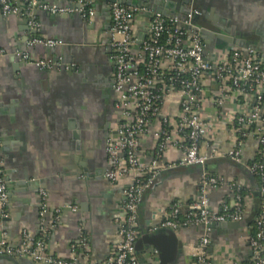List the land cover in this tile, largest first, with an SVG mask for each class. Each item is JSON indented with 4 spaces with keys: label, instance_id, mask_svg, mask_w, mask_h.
Masks as SVG:
<instances>
[{
    "label": "crops",
    "instance_id": "obj_1",
    "mask_svg": "<svg viewBox=\"0 0 264 264\" xmlns=\"http://www.w3.org/2000/svg\"><path fill=\"white\" fill-rule=\"evenodd\" d=\"M68 1L59 0L58 4L66 5ZM171 1L176 5L184 2ZM94 2L95 15L91 20L51 16L35 10L32 16L40 24L38 32L30 29L27 12L24 16L0 17V50L5 52L0 57V159L8 190L7 217H0V237L17 246L22 230L33 236L46 230V252L67 258L82 231L87 244L81 249V256L99 262L114 253L118 242L116 220L122 216L124 184L111 185L103 177L105 143L116 125L108 33L111 17L107 0ZM193 6L201 12L196 25H219L218 21L223 20L244 38L259 42L264 52V0H193ZM20 8L23 11L22 5ZM137 33H146L141 18ZM35 35L61 40L63 45L52 53L41 47L28 50L26 43ZM21 52H27L32 59L51 57L75 68L71 72L62 68L41 71L16 57ZM205 56L213 61L214 49L207 47ZM214 86L210 85V92L217 89ZM209 94L205 96L203 116L214 121L210 145L216 151L227 152L239 143L242 162L217 158L207 163L206 171L209 175L222 176L227 183L237 181L245 193L252 194L247 205L249 215L254 194L259 193V181L246 165L257 157L259 125L239 130L227 116L248 110L249 106L241 100H228L216 106ZM164 112L175 113V106L168 102ZM153 146L151 138L141 142L144 166L151 161ZM180 156L179 150L170 148L163 161L175 163ZM200 175L198 166L176 167L156 174L153 186L145 192L139 206V238L150 233L173 203L180 205L183 214L187 212L197 199ZM227 183L210 192L212 208L223 204L233 207ZM41 190L48 193L51 208L75 206L77 211L64 210L58 223L50 226V218L42 219L39 214ZM252 229L253 224L242 230L209 229L208 253L213 264H250L248 238ZM202 234L201 227L176 232L182 243L176 264H193ZM148 253L136 252L139 264L141 260L149 261ZM0 264L15 263L0 259Z\"/></svg>",
    "mask_w": 264,
    "mask_h": 264
},
{
    "label": "built area",
    "instance_id": "obj_2",
    "mask_svg": "<svg viewBox=\"0 0 264 264\" xmlns=\"http://www.w3.org/2000/svg\"><path fill=\"white\" fill-rule=\"evenodd\" d=\"M0 0V17L25 16L31 30L38 32L40 24L32 16L39 9L51 16H78L91 20L95 15L94 0H69L59 5V0ZM23 6V11L20 8ZM181 21L177 17L164 16L144 7H131L118 2L109 3L111 26L109 51L113 62L112 92L116 125L105 143L106 168L104 179L111 185L123 182L122 216L116 220L118 242L114 253L102 261L89 260L83 253L87 238L80 231L77 244L71 246L66 258L46 252V230L33 236L22 230L17 246L0 237V258L27 260L34 264H139L135 244L139 238L138 211L143 196L154 183L161 170L176 167L198 166L201 175L197 199L188 206L182 216L181 207L173 203L163 213L150 233L159 230L176 232L201 227L203 234L196 246L193 264H213L208 248L212 223L241 222L248 215L247 205L252 194L243 192L237 181L226 182L222 176L209 175L206 165L210 160L227 158L242 162L239 143L227 152H219L210 145L212 119L203 116L205 96L210 85L217 89L212 94L213 104L222 106L228 100L249 106L239 114L229 117L238 129L258 124L256 159L246 165L249 173L259 181L260 208L253 222V233L248 238L251 250L250 264H264V57L254 49L228 48L217 58L208 61L205 45L195 19L201 12L193 5ZM139 18L146 24V35L138 44L137 23ZM58 39L32 36L26 43L28 50L41 47L50 50L62 46ZM5 52L0 50V57ZM21 61L41 71H70L75 68L53 60L51 57L32 59L27 52L16 53ZM171 102L175 113H165V105ZM243 134V133H242ZM153 139V154L148 166L141 162V142ZM205 147V150L202 149ZM175 148L181 156L175 163L163 161L166 151ZM231 190L233 207L223 204L220 208L210 206L209 194L226 185ZM39 214L47 216L49 225L55 226L64 210L75 213V206L51 208L48 193H38ZM8 190L2 173L0 159V217H7ZM81 249H83L81 251ZM156 255L155 250H150ZM81 256V257H80ZM233 264H239L237 262Z\"/></svg>",
    "mask_w": 264,
    "mask_h": 264
},
{
    "label": "water",
    "instance_id": "obj_3",
    "mask_svg": "<svg viewBox=\"0 0 264 264\" xmlns=\"http://www.w3.org/2000/svg\"><path fill=\"white\" fill-rule=\"evenodd\" d=\"M107 2H118L131 7H144L148 11L160 13L164 16L177 17L181 21L184 19V15L187 12L185 7L193 5V0H184L182 5H176V3L171 0H107ZM202 16L205 17V14L203 13ZM218 23L219 25L216 23H211L210 26L197 25L196 29L203 40L205 49L207 47H212L215 51L216 58L218 54L225 49H245L246 47L256 50L264 57V52L260 49L261 44L259 42L244 38L243 35L233 28V25L227 24L223 20H219ZM145 34L146 33H141L138 35V44L142 43ZM250 35L251 34L249 33L247 34L249 37ZM54 50L55 48L50 49L49 52L52 53ZM215 88L216 85L214 86V89ZM209 93L210 92L206 93L207 97L210 95ZM254 197L251 212L244 220L235 223H212L208 228L211 230L219 228L226 231H232L250 227L260 208L259 193H255ZM135 250L137 253L143 252L144 250L147 252L155 250L157 252L156 255L148 253L149 261L141 260L142 264H176L182 250V243L177 238L174 231L164 229L138 238L135 244ZM0 259H7L15 264H34L31 261L17 260L14 258L1 257Z\"/></svg>",
    "mask_w": 264,
    "mask_h": 264
},
{
    "label": "trees",
    "instance_id": "obj_4",
    "mask_svg": "<svg viewBox=\"0 0 264 264\" xmlns=\"http://www.w3.org/2000/svg\"><path fill=\"white\" fill-rule=\"evenodd\" d=\"M196 20V19H195ZM194 22H196V21H194ZM244 191H242V193H243ZM184 214L182 213V216H183ZM251 232H253V229L251 230Z\"/></svg>",
    "mask_w": 264,
    "mask_h": 264
}]
</instances>
